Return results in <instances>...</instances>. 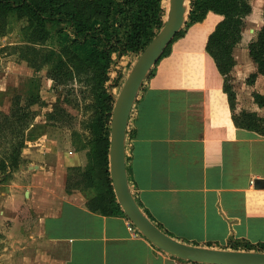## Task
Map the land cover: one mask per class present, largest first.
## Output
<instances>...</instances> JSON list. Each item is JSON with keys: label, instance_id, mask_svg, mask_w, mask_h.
Wrapping results in <instances>:
<instances>
[{"label": "crops", "instance_id": "1", "mask_svg": "<svg viewBox=\"0 0 264 264\" xmlns=\"http://www.w3.org/2000/svg\"><path fill=\"white\" fill-rule=\"evenodd\" d=\"M222 19L210 11L154 66L129 119L126 161L139 205L164 231L234 249L240 241L264 243V185H256L264 181V134L238 126L233 113L264 110L253 96L251 108L244 104L236 79L235 110L230 105L227 78L257 67L249 50L254 39L243 29L233 70L219 71L206 45ZM51 136L45 131L34 145L28 139L19 167L8 178L9 169L0 171V264H209L156 246L117 197L114 212L92 209L94 190L75 185L89 148L75 146L73 135L63 144Z\"/></svg>", "mask_w": 264, "mask_h": 264}, {"label": "trees", "instance_id": "2", "mask_svg": "<svg viewBox=\"0 0 264 264\" xmlns=\"http://www.w3.org/2000/svg\"><path fill=\"white\" fill-rule=\"evenodd\" d=\"M252 10L251 0H190L185 28L173 41L183 36L187 27L203 21L210 11L222 15L223 19L209 35L206 50L214 58L219 71L229 76L235 66L233 49L242 39L246 17ZM167 12L168 0H0V36L6 34L12 14L27 19L24 41L12 46L13 53L34 70L46 69L48 78L55 85L82 82L90 85L96 94V116L89 123L90 135L86 139L80 134L82 143L79 149L89 148V164L75 182V185L84 184L94 190L95 196L89 202L94 210L107 212L112 209L110 211L114 212L120 207L110 178L108 156L114 99L104 88L113 63L112 56L116 54L121 58L129 52H136L139 56L164 26ZM56 25H62L61 33L70 39V43L60 50L46 44L52 36V27ZM173 41L161 57L170 53ZM84 45L90 46L86 56L75 50ZM7 48L5 46L2 50ZM249 50L257 67L247 80L253 84L258 75L264 76V23L257 37L250 42ZM120 76L119 72L116 82ZM225 90L235 110L236 90L228 78ZM253 96L264 110V93L255 92ZM44 103L40 96L31 95L24 99L21 94H15L9 112H6L1 108L0 91V171L6 173L9 169L5 178L22 162V150L35 127L37 112L33 106ZM65 113L69 114L56 104L47 119L56 120ZM233 118L238 126L264 134V114L242 110L233 113ZM238 243L240 248L234 249L264 251V243Z\"/></svg>", "mask_w": 264, "mask_h": 264}, {"label": "rangeland", "instance_id": "3", "mask_svg": "<svg viewBox=\"0 0 264 264\" xmlns=\"http://www.w3.org/2000/svg\"><path fill=\"white\" fill-rule=\"evenodd\" d=\"M251 3L253 13L245 23L244 32L248 38L252 37V39H255L264 21V0H251ZM26 25V18H18L12 14L6 34L0 36V86L4 88L3 90L0 89L2 97L1 108L5 111L8 110L12 97L15 94H21L24 99L31 95L40 96L46 102L42 105L33 106L38 116L33 124L35 127L31 130L32 133L28 138L29 143L33 145L38 144L44 138L43 134L45 131H49V134L55 135L54 137L51 136L52 139H58L61 144L74 133L75 146L79 147L82 143L80 134L85 136L83 138L86 139L90 135L91 128L89 127V123L96 116V94L93 93L90 85L83 84L82 82L74 81L68 85H55L48 78L46 69L34 70L27 65L26 61L21 60L17 53H13L14 49L12 46L21 44L24 41V27ZM62 28V25L52 27V36L46 43L47 46L60 50L63 46L70 43V39L61 33ZM5 46H8V48L3 51L2 48ZM75 50L86 56L90 52V46H79ZM112 57L113 63L107 73L108 79L104 82V88L111 94L115 103L129 71L138 58V54L136 52H129L121 58H118L116 54H113ZM245 70L237 71L235 75H230L228 82L236 79L237 85L242 90L240 96L244 104L247 107L249 106L248 108H251L252 93L264 90V79L258 77L251 85L247 80L251 72L256 71V68L251 69L252 71L250 68ZM119 72L121 76L118 82H116ZM56 104L65 108L69 114L65 113L66 115L58 116L56 120L46 121V115L52 112ZM1 251L0 249V253ZM10 256L11 253L9 254Z\"/></svg>", "mask_w": 264, "mask_h": 264}, {"label": "water", "instance_id": "4", "mask_svg": "<svg viewBox=\"0 0 264 264\" xmlns=\"http://www.w3.org/2000/svg\"><path fill=\"white\" fill-rule=\"evenodd\" d=\"M190 0H168L166 22L136 59L115 100L109 144V172L114 192L125 214L151 242L179 258L209 264H264V251L226 249L181 241L161 229L139 205L127 172L126 140L129 119L138 95L168 45L183 29ZM264 185L256 180V185Z\"/></svg>", "mask_w": 264, "mask_h": 264}, {"label": "built area", "instance_id": "5", "mask_svg": "<svg viewBox=\"0 0 264 264\" xmlns=\"http://www.w3.org/2000/svg\"><path fill=\"white\" fill-rule=\"evenodd\" d=\"M134 225V224H133Z\"/></svg>", "mask_w": 264, "mask_h": 264}]
</instances>
